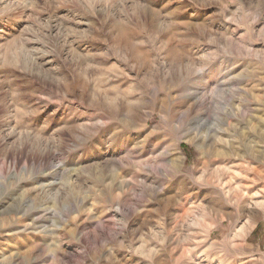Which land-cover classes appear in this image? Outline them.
<instances>
[{"label": "rangeland", "instance_id": "374dc122", "mask_svg": "<svg viewBox=\"0 0 264 264\" xmlns=\"http://www.w3.org/2000/svg\"><path fill=\"white\" fill-rule=\"evenodd\" d=\"M264 0H0V264H264Z\"/></svg>", "mask_w": 264, "mask_h": 264}, {"label": "bare ground", "instance_id": "6f19581e", "mask_svg": "<svg viewBox=\"0 0 264 264\" xmlns=\"http://www.w3.org/2000/svg\"><path fill=\"white\" fill-rule=\"evenodd\" d=\"M259 206H261L263 209L264 208V202H261L260 204L256 203V204L252 205V208L250 209V212H249L251 219L256 220V219H259V217H263L261 215L259 208H258Z\"/></svg>", "mask_w": 264, "mask_h": 264}]
</instances>
